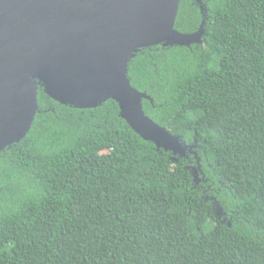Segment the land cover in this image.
Listing matches in <instances>:
<instances>
[{
    "label": "trees",
    "instance_id": "16d2710c",
    "mask_svg": "<svg viewBox=\"0 0 264 264\" xmlns=\"http://www.w3.org/2000/svg\"><path fill=\"white\" fill-rule=\"evenodd\" d=\"M201 44L135 49L131 86L179 152L116 101L36 87L29 131L0 149V264H264V0H179Z\"/></svg>",
    "mask_w": 264,
    "mask_h": 264
},
{
    "label": "water",
    "instance_id": "95a60500",
    "mask_svg": "<svg viewBox=\"0 0 264 264\" xmlns=\"http://www.w3.org/2000/svg\"><path fill=\"white\" fill-rule=\"evenodd\" d=\"M179 0H0V149L19 141L36 115V87L62 104L114 100L130 128L157 148L179 142L143 111L148 97L127 78L141 47L201 44L203 30H175Z\"/></svg>",
    "mask_w": 264,
    "mask_h": 264
}]
</instances>
